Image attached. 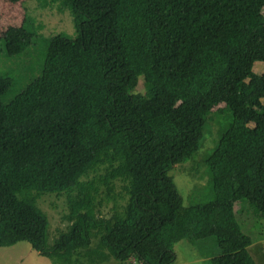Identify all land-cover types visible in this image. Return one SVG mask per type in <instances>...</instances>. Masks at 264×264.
Listing matches in <instances>:
<instances>
[{
    "label": "trees",
    "instance_id": "trees-1",
    "mask_svg": "<svg viewBox=\"0 0 264 264\" xmlns=\"http://www.w3.org/2000/svg\"><path fill=\"white\" fill-rule=\"evenodd\" d=\"M68 1L77 36L50 37L42 72L7 103L0 75V246L26 241L53 264H175L190 239L216 247L212 264H255L237 215L264 214V0ZM34 35L0 36L15 55ZM221 103L231 121L201 160L209 198L185 203L169 172ZM47 193L66 205L52 244Z\"/></svg>",
    "mask_w": 264,
    "mask_h": 264
},
{
    "label": "rangeland",
    "instance_id": "rangeland-1",
    "mask_svg": "<svg viewBox=\"0 0 264 264\" xmlns=\"http://www.w3.org/2000/svg\"><path fill=\"white\" fill-rule=\"evenodd\" d=\"M8 26H24L35 35L31 45L24 52L15 55L6 52L3 37L0 36V75H8L12 79L10 88L2 96L6 103L40 75L50 37L57 34L71 38L77 36L74 12L68 0H0V35ZM253 69L259 73L264 72V61L254 62ZM136 91L144 92L142 78ZM223 107L224 104L221 103L213 108V117L209 126H206L203 145L194 157L176 164L169 172L185 203L203 202L209 198L207 187H203L207 186L208 172L201 160L217 143L221 124L231 121V114L223 112ZM195 187H198L197 191L191 196ZM38 204L49 216L48 243L52 244L58 230L67 225L61 219L66 210L65 197L57 196L56 193L43 194ZM110 206L111 204L106 205L103 209L105 215H109ZM237 218L243 231L252 239L248 251L255 264H264V214L256 212L253 207H247L243 213L239 212ZM174 250L175 264H212L211 258L216 247L209 242L204 247H199L190 239H181L174 245ZM0 264H53V261L33 249L28 242L19 241L10 246H0ZM101 264L143 263L135 259L124 262L112 259Z\"/></svg>",
    "mask_w": 264,
    "mask_h": 264
}]
</instances>
